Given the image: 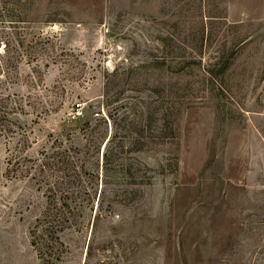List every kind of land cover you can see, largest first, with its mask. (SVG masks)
I'll return each instance as SVG.
<instances>
[{
    "label": "rangeland",
    "instance_id": "rangeland-1",
    "mask_svg": "<svg viewBox=\"0 0 264 264\" xmlns=\"http://www.w3.org/2000/svg\"><path fill=\"white\" fill-rule=\"evenodd\" d=\"M0 43V264H264V0H0ZM15 144L82 164L63 230Z\"/></svg>",
    "mask_w": 264,
    "mask_h": 264
},
{
    "label": "trees",
    "instance_id": "trees-1",
    "mask_svg": "<svg viewBox=\"0 0 264 264\" xmlns=\"http://www.w3.org/2000/svg\"><path fill=\"white\" fill-rule=\"evenodd\" d=\"M23 44L24 41L22 39L16 43L19 46L18 48L23 47ZM6 46V44L3 45V47ZM16 51L10 56L11 61H8L14 68H16L15 64L21 55L20 52ZM0 70H2L1 65ZM0 105V132L9 134L11 132L12 134L14 131L9 116L17 112L16 109L18 107L16 101L10 102L8 99H1ZM22 139L25 140V137L20 135L19 140L21 141ZM16 145L11 147L12 149L9 152L7 161L8 165L11 164V168L20 173H24V175H29L30 178L32 177L36 181L38 188L43 187L44 189L47 205L40 227L46 233L48 231L57 232L63 230L69 226L70 215L72 214V209L75 208L71 203L76 202L84 194H88L90 198L92 195L91 187H88V183L86 182L85 185L82 184L84 182L82 179L84 169L82 164L75 154H69L68 150L64 149V147L50 146L52 149L50 153L45 151L44 148L39 150L35 157H25L22 154V147H19L20 145L15 147ZM98 145L99 143L96 145L97 150ZM7 169L8 171L10 170L9 166ZM93 192L96 195V183H94ZM73 205L75 204L73 203ZM54 236L57 238L55 234ZM51 240L52 238L43 239L44 245L46 246L47 241L50 242ZM41 252L40 255L43 256V252Z\"/></svg>",
    "mask_w": 264,
    "mask_h": 264
}]
</instances>
